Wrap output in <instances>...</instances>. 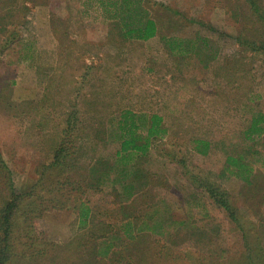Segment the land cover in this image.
Masks as SVG:
<instances>
[{
	"label": "rangeland",
	"instance_id": "374dc122",
	"mask_svg": "<svg viewBox=\"0 0 264 264\" xmlns=\"http://www.w3.org/2000/svg\"><path fill=\"white\" fill-rule=\"evenodd\" d=\"M145 5L148 41L96 0H0V242L16 201L3 264H264V136L245 137L264 114V0ZM126 111L143 135L154 115L166 133L118 164ZM228 156L252 167L248 182ZM135 218L146 230L126 241ZM101 236L117 245L103 262Z\"/></svg>",
	"mask_w": 264,
	"mask_h": 264
},
{
	"label": "trees",
	"instance_id": "16d2710c",
	"mask_svg": "<svg viewBox=\"0 0 264 264\" xmlns=\"http://www.w3.org/2000/svg\"><path fill=\"white\" fill-rule=\"evenodd\" d=\"M104 13L111 19L118 21L121 26L122 33L125 38H131L136 40L148 41L154 38L158 33L156 22L150 16V12L145 5V0H96ZM161 117L154 115L150 119V124L147 125V134L143 135L140 130L142 125L139 121L137 114L126 111L122 114L119 129L121 143L120 151L117 152L118 164H129V161L139 155H144L148 152L149 145L153 138L161 137L165 135L166 130L162 127ZM264 114H254L250 126L245 131V137L247 141L255 142L264 135ZM210 144L205 141L196 142V150L200 154H207ZM204 148H201V147ZM124 164V166H125ZM129 166V165H128ZM131 168H124V173L129 172ZM225 170L229 171L233 176L243 179L248 182L252 175V167L245 163L244 157H227V166ZM112 173V172H111ZM108 173L107 177H109ZM120 180L123 178H119ZM15 193V189L13 190ZM16 201H12L8 207L3 210L5 214L2 223L3 237L0 242V264L8 260L9 257V231L11 225L9 224V213L16 207ZM223 207L231 214L230 208L227 204H222ZM91 216V211L86 204H82L80 208V224L85 225L87 220ZM232 217H234L232 215ZM147 218V217H146ZM146 218H135L136 220L128 219L122 222L120 229L123 239L126 241H134L137 239L138 233L145 229ZM142 220V221H141ZM141 221V223H138ZM180 224H188L186 221L180 222ZM165 230V231H164ZM162 231L153 232L158 237H167L169 230L164 229ZM152 232V231H151ZM112 238V237H111ZM97 243L93 248L94 259L103 262L112 257L117 249L115 239H110L109 236L97 237ZM4 263V264H5ZM122 264H127L123 262Z\"/></svg>",
	"mask_w": 264,
	"mask_h": 264
}]
</instances>
